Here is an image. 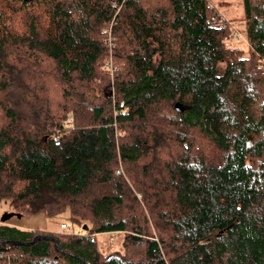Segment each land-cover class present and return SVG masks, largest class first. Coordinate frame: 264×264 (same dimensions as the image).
<instances>
[{
  "label": "trees",
  "instance_id": "trees-1",
  "mask_svg": "<svg viewBox=\"0 0 264 264\" xmlns=\"http://www.w3.org/2000/svg\"><path fill=\"white\" fill-rule=\"evenodd\" d=\"M217 9L0 0V200L82 229L0 224V264H264V0H242L246 55Z\"/></svg>",
  "mask_w": 264,
  "mask_h": 264
},
{
  "label": "rangeland",
  "instance_id": "rangeland-1",
  "mask_svg": "<svg viewBox=\"0 0 264 264\" xmlns=\"http://www.w3.org/2000/svg\"><path fill=\"white\" fill-rule=\"evenodd\" d=\"M213 2L218 6L217 11H219L225 19H231L232 21V32H237L239 34V39L235 41L233 38L228 37L224 43L230 47H236L241 49L246 55V43H245V34H244V23L240 21V17L242 16V0H213ZM236 29V30H234ZM243 54V55H244ZM108 58V57H107ZM106 58H103L101 62V68H103V61ZM101 69V70H102ZM100 71L102 74L103 70ZM114 72V71H113ZM100 78V77H99ZM95 78L92 82L93 85L101 83V79ZM99 79V82L98 80ZM264 160V155L262 156ZM13 212L12 205L9 199L0 200V217L3 213ZM134 214V213H133ZM66 224V229H60L59 223ZM0 224H10L18 227L19 229L24 230H45L47 232H60L69 233L71 231H79L82 230L80 226H78L75 222L71 221L70 215L67 210H63L61 212L48 215L43 212L38 213H28L22 214L20 216L12 215L9 217L4 223ZM121 232H113V233H97L94 236L96 251L99 253L100 258H104L107 256H112L115 251L121 250ZM21 262V261H20Z\"/></svg>",
  "mask_w": 264,
  "mask_h": 264
},
{
  "label": "built area",
  "instance_id": "built-area-1",
  "mask_svg": "<svg viewBox=\"0 0 264 264\" xmlns=\"http://www.w3.org/2000/svg\"><path fill=\"white\" fill-rule=\"evenodd\" d=\"M119 1H120V3L123 2V0H119ZM112 4L114 7H117L116 9H118L119 5L116 2H113ZM206 22L209 24L215 25L217 27V29H220L224 26L226 20L219 11L215 10L214 13L209 17V19ZM104 32L106 33V36H107L106 41L108 43H110L111 38L109 35V30L104 31ZM229 37L233 38L235 41H237L239 39V34L237 32H233L232 35H230ZM103 68L105 71L108 72V74L110 76H112L113 71H114V66L111 62V57L107 58L106 62L103 64ZM52 139L54 142H57V136H54ZM59 228L60 229H63V228L66 229L67 226H66V224L61 222V223H59Z\"/></svg>",
  "mask_w": 264,
  "mask_h": 264
},
{
  "label": "water",
  "instance_id": "water-1",
  "mask_svg": "<svg viewBox=\"0 0 264 264\" xmlns=\"http://www.w3.org/2000/svg\"><path fill=\"white\" fill-rule=\"evenodd\" d=\"M174 108L177 110V111H182L184 109V107L176 102L174 104ZM12 215H16L17 217L20 216L18 213H14V212H8V213H3L2 216L0 217V223H4L9 217H11ZM83 228H84V225H83ZM39 238H48L50 240H52L53 242V247L56 251H60V248L58 247L56 241L50 237V236H46V235H38L36 237H34L33 239H31L29 242H27L26 244H30V243H33L35 242L36 240H38ZM13 243H16L15 241H12ZM86 264H87V261L86 260H83Z\"/></svg>",
  "mask_w": 264,
  "mask_h": 264
},
{
  "label": "crops",
  "instance_id": "crops-1",
  "mask_svg": "<svg viewBox=\"0 0 264 264\" xmlns=\"http://www.w3.org/2000/svg\"><path fill=\"white\" fill-rule=\"evenodd\" d=\"M12 226H14V225H12Z\"/></svg>",
  "mask_w": 264,
  "mask_h": 264
}]
</instances>
